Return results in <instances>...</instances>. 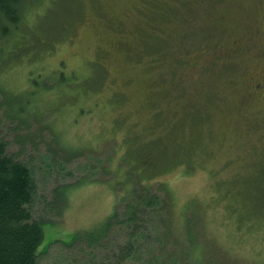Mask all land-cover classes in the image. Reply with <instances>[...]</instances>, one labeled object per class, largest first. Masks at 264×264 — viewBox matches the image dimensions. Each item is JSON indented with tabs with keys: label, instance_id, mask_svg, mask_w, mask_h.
<instances>
[{
	"label": "rangeland",
	"instance_id": "rangeland-1",
	"mask_svg": "<svg viewBox=\"0 0 264 264\" xmlns=\"http://www.w3.org/2000/svg\"><path fill=\"white\" fill-rule=\"evenodd\" d=\"M76 3H31L15 33H0V133L34 179L30 209L44 234L37 264L106 260L104 248L69 241L128 199L138 172L168 205L169 253L190 250L192 232L209 248L208 264H264V226L258 238L242 236L223 204H208L218 181L235 190L264 178V85L248 92L264 81V54L230 41L243 45L238 29L251 25L263 44L264 0ZM69 14L70 33L56 36ZM56 187L65 196L58 210Z\"/></svg>",
	"mask_w": 264,
	"mask_h": 264
},
{
	"label": "trees",
	"instance_id": "trees-1",
	"mask_svg": "<svg viewBox=\"0 0 264 264\" xmlns=\"http://www.w3.org/2000/svg\"><path fill=\"white\" fill-rule=\"evenodd\" d=\"M39 1L0 0V33H15L16 28L25 21L27 7ZM66 2L77 6V0ZM73 22L72 14L60 19L56 36L68 35ZM126 154L128 157L133 156L125 153L123 157ZM147 165L148 168L158 166L148 162ZM134 166L128 169L127 174L135 173ZM145 170V167L140 169ZM138 173L141 182L148 184H142L132 176L135 183L127 195L128 199L116 201L111 215L105 220L87 230L75 231L68 245L77 247L85 243L91 247L104 248L108 253L101 264H208L211 261L209 248L199 242L192 232L186 235V241L191 243L190 250L176 248L173 253H169L166 247H162L163 240L166 239L168 243L169 239L165 231L167 226L162 228L161 224L167 218L168 205L157 189L150 190L151 182L147 179L152 177ZM59 189L56 187L52 192ZM158 189L160 191L162 188ZM212 189L208 204L217 207L223 204V214L227 217L225 221L228 220L242 236L250 234L252 238L260 237L255 232L258 227L264 226V178L261 181L256 179L255 185L250 181L235 190L218 181ZM63 192V189L59 190L60 199L55 204L56 210L64 202ZM34 194L35 183L28 163L8 152L6 140L0 133V264H37L38 248L44 234L41 226L43 222L37 220L30 209ZM226 198L229 200L222 203ZM190 222L191 219L185 218L184 226L189 227ZM249 230L253 233H247Z\"/></svg>",
	"mask_w": 264,
	"mask_h": 264
},
{
	"label": "flooded vegetation",
	"instance_id": "flooded-vegetation-1",
	"mask_svg": "<svg viewBox=\"0 0 264 264\" xmlns=\"http://www.w3.org/2000/svg\"><path fill=\"white\" fill-rule=\"evenodd\" d=\"M238 34L241 38L244 39L243 45H240L239 40L232 38L230 41L235 45L234 48H237L239 52L245 53L246 51H251L254 54H264V42L263 44L259 43L258 39L262 36V30L259 27L246 25L238 29ZM214 48L221 49L223 51L222 41L213 44ZM234 57V56H233ZM227 59L231 61L230 65L238 66V63L233 59ZM215 63V62H212ZM264 81L258 80L254 83L248 85L249 93H256L262 86Z\"/></svg>",
	"mask_w": 264,
	"mask_h": 264
}]
</instances>
